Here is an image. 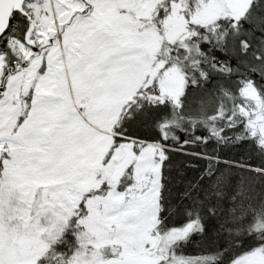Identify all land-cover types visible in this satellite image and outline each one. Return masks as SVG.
Segmentation results:
<instances>
[{
    "label": "snow or ice",
    "instance_id": "snow-or-ice-1",
    "mask_svg": "<svg viewBox=\"0 0 264 264\" xmlns=\"http://www.w3.org/2000/svg\"><path fill=\"white\" fill-rule=\"evenodd\" d=\"M0 264H264V0H0Z\"/></svg>",
    "mask_w": 264,
    "mask_h": 264
}]
</instances>
